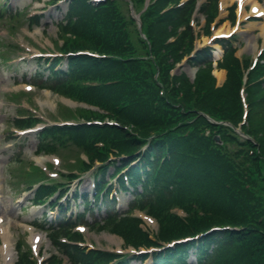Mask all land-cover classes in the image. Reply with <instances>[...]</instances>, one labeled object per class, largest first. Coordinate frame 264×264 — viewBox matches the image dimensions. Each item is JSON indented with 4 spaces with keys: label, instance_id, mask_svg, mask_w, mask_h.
Segmentation results:
<instances>
[{
    "label": "trees",
    "instance_id": "1",
    "mask_svg": "<svg viewBox=\"0 0 264 264\" xmlns=\"http://www.w3.org/2000/svg\"><path fill=\"white\" fill-rule=\"evenodd\" d=\"M77 14L74 29L80 38L90 42L99 52L113 55L114 59L79 58L76 62L82 66H77L72 74H90L88 76L93 78H114L117 81L97 89L81 87L77 94L106 103L113 111L117 105L123 124L132 126L141 137L154 135L156 160L142 182L144 193L138 195V199L148 204L154 213L162 211L171 202L189 204L187 209L190 211L192 202H196L206 212V215L199 216L193 211L187 221L177 216H164L162 238L170 240L216 226L238 227L241 228L238 231L211 232L201 239L198 250H193L196 264H264L262 85L249 90V112L247 124L243 127L245 133L255 137L258 146L247 142L243 144L244 148L227 150L215 143L213 137L219 135L224 142H235L234 133L222 125L211 124L201 113L234 126L241 118L240 70L231 49H227L224 62L228 69L227 82L221 88L215 87L208 61H204L206 67L199 70L194 89L184 76L175 77V85L171 86L169 61L170 58L179 60L181 46L177 43L164 45L165 37L170 34L165 26L166 20L151 21L149 14L143 17L151 46L148 51L147 44L139 40L144 54L138 52L129 40L123 15L114 4H108L98 12L87 6L86 11ZM189 33L190 30L185 32L183 40ZM183 46L187 47L188 43L185 45L183 41ZM208 55L207 51H202L198 56L203 59ZM156 72L158 79H155ZM160 85L165 90L162 99L158 96ZM178 92L182 94L176 101L174 98ZM257 93V98H253ZM108 132V128L98 131L104 136ZM114 133L121 138L122 147L140 144L123 129H115ZM164 150L170 158L159 165ZM245 183L249 186L246 187ZM119 228L130 239L146 238L149 241L133 221L124 219ZM190 246L194 247L193 244L178 245L171 250L172 255L164 264H188L186 253ZM66 253L72 255V261L77 257L83 264H93V260L101 258L85 257L76 250ZM23 262L20 260L19 264Z\"/></svg>",
    "mask_w": 264,
    "mask_h": 264
},
{
    "label": "rangeland",
    "instance_id": "2",
    "mask_svg": "<svg viewBox=\"0 0 264 264\" xmlns=\"http://www.w3.org/2000/svg\"><path fill=\"white\" fill-rule=\"evenodd\" d=\"M29 0H24L21 4V7L27 8L25 5L28 4ZM34 7L36 5H30V7ZM63 5L62 7H64ZM29 8V7H28ZM51 13L53 11H50ZM63 13V12H62ZM55 19L51 17H46L43 20V25L39 28V31H41V34L43 36H46V38H49L51 40H57L58 38V27H57V22L62 18L61 13L56 15ZM199 24V23H198ZM24 27V26H23ZM9 31L10 33H15L12 37H9ZM43 32V33H42ZM23 37L22 34V29L17 32L16 28L13 29L12 31L8 29V27L5 28L3 21L0 20V50L4 48L3 43H13L15 45V42L13 39L16 40H21ZM45 39V38H44ZM43 40V39H41ZM47 41V39H46ZM47 44V43H46ZM41 47H43V42L40 44ZM49 45V44H48ZM13 51V50H12ZM14 53H11L13 55ZM217 56H221V52H216L214 53ZM216 66V63L214 64V68ZM4 70L0 72V100H4V107L2 110H0V122H6L8 124L9 120L14 117L16 114V111L13 109L14 107L12 106L10 100L5 99L1 93L5 92L7 88L10 90H13V84L15 79L18 81L22 80L24 78V75L22 76V73L24 71H27L28 74L26 75L24 80H29L31 75H34L40 67H38V63L32 62V64H21L19 66H11V67H6L4 66ZM9 68V69H8ZM193 69L190 66H185L182 70L190 77L193 78ZM20 73V74H18ZM48 71L45 72V75H48ZM215 74L218 75L217 70L214 71ZM219 77V76H218ZM223 79V78H222ZM222 79L219 77L217 79L218 83H222ZM64 97H61L60 95L54 94V93H37L34 95L33 99H30L31 104H33V101L36 102L38 106H40V111L44 115L46 120H64L65 117H69V114L67 111H64V104L62 103V99ZM8 126H10L8 124ZM1 133L0 131V182H6L7 187L10 186L8 189V196H7V207L10 210V213L8 216L11 218H8L7 220L10 221L12 225V242L14 244V261L17 260V250H19V246H23V250L27 253L31 252L29 247L31 246V239L29 233L25 232V229L23 227L24 223H30L32 219L36 218L39 216V214L42 213L43 208L39 206H33L31 204H27V207L23 208V210L20 212L19 209L20 207L17 203V198L18 194L16 192H21L23 189H21L23 186L20 185L19 179L16 176L17 169L20 170L22 167H24V164L26 162H30L34 160V154L36 153L38 149V143L39 140L35 136H31L27 139L24 140V142L18 146H12L9 142V140L6 138V136ZM22 145V146H21ZM21 152L20 160L18 153ZM55 153L59 154L64 158V163L67 165L70 163V159L67 158H77V155L79 153L78 149L74 146L69 145L68 147H63L59 148ZM66 157V158H65ZM11 160L12 163H9L7 166V162ZM5 170V176H3ZM15 174V175H13ZM86 179L84 180V184L86 183ZM16 185L15 187H13ZM113 193H115L113 191ZM116 201L118 202V207L122 211L128 210V205L129 202L133 199L132 195L129 194H120L117 193L115 195ZM117 207V205H116ZM104 209L105 206H103L102 211L100 212L101 214H104ZM76 211H83V206L82 204H79L77 206ZM57 211L56 213H50L49 219H55L57 216ZM137 215H140L137 213ZM103 216V215H102ZM144 221L142 220L141 226L143 229L147 230L149 233H155L157 225L155 221H146V217L143 216ZM87 221L91 222L89 217L86 218ZM92 224H90V227L88 228L85 236H84V241L86 244H92L95 245L96 247L104 248V249H119V248H125L124 241L117 237L113 236L109 231H100L96 229L95 226L91 227ZM41 247V252L40 254L43 255L40 260H45L50 254H58L57 251L55 250L52 242H51V237L45 233L43 234V240L40 245ZM20 248V249H21ZM1 259V256H0ZM189 261L194 262L193 256L189 258ZM62 264H70L68 259L65 257L64 260L62 261ZM129 264H139L138 261H131Z\"/></svg>",
    "mask_w": 264,
    "mask_h": 264
},
{
    "label": "bare ground",
    "instance_id": "3",
    "mask_svg": "<svg viewBox=\"0 0 264 264\" xmlns=\"http://www.w3.org/2000/svg\"><path fill=\"white\" fill-rule=\"evenodd\" d=\"M228 34L230 33V31H223V30H220L218 32H216V35L218 34ZM222 77V75L220 76ZM9 231L7 230H4L3 231V239H4V243H5V246L3 247V259H4V262L6 264H11L12 263V259H11V249H10V240H9Z\"/></svg>",
    "mask_w": 264,
    "mask_h": 264
}]
</instances>
